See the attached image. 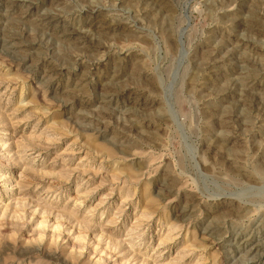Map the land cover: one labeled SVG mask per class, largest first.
Instances as JSON below:
<instances>
[{"label":"rangeland","instance_id":"obj_1","mask_svg":"<svg viewBox=\"0 0 264 264\" xmlns=\"http://www.w3.org/2000/svg\"><path fill=\"white\" fill-rule=\"evenodd\" d=\"M263 245L264 0H0V264Z\"/></svg>","mask_w":264,"mask_h":264},{"label":"bare ground","instance_id":"obj_2","mask_svg":"<svg viewBox=\"0 0 264 264\" xmlns=\"http://www.w3.org/2000/svg\"><path fill=\"white\" fill-rule=\"evenodd\" d=\"M203 1H204V0H203ZM237 1H238V0H237ZM228 4H230V3H228ZM235 12H237V11H235ZM241 41H242V40H241ZM254 43H255V42H254ZM238 44H239V43H238ZM240 44H241V43H240ZM245 44H246V43H245ZM248 44H249V43H248ZM253 45H254V44H253ZM251 46H252V44H251ZM248 48H249V47H248ZM226 54H227V53H226ZM226 54H225V55H226ZM236 54H237V53H236ZM240 57H241V56H240ZM243 61H244V60H243ZM254 69H255V68H254ZM8 189H12V188L8 186L7 190H8ZM257 244H258V243H257ZM261 244H263V243H261ZM263 246H264V245H263ZM255 247H262V246L257 245V246H255ZM254 249H255V248H254ZM248 252H249V251H248ZM259 252H261V251H259ZM261 254H263V253H261ZM254 255H255V254H254ZM260 256H261V255H260ZM257 258H258V257H257Z\"/></svg>","mask_w":264,"mask_h":264}]
</instances>
